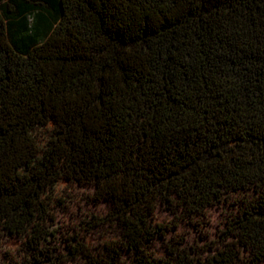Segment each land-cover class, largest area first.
Listing matches in <instances>:
<instances>
[{
  "label": "trees",
  "instance_id": "trees-1",
  "mask_svg": "<svg viewBox=\"0 0 264 264\" xmlns=\"http://www.w3.org/2000/svg\"><path fill=\"white\" fill-rule=\"evenodd\" d=\"M61 183L109 204L79 220L120 224L104 255L57 225ZM0 231V264L263 262L264 0H0Z\"/></svg>",
  "mask_w": 264,
  "mask_h": 264
},
{
  "label": "rangeland",
  "instance_id": "rangeland-1",
  "mask_svg": "<svg viewBox=\"0 0 264 264\" xmlns=\"http://www.w3.org/2000/svg\"><path fill=\"white\" fill-rule=\"evenodd\" d=\"M43 141V131L36 136V140L32 148L31 152H35L38 150L39 146ZM30 152V153H31ZM25 151L22 149L18 152L8 167V171L13 170L14 164L18 161L19 157H22ZM65 185L69 188L70 198H66L64 202V207L56 208V218L58 220L57 225L60 226V229L65 235L70 233H79L80 236L84 238V242L87 247L91 250L94 255H104L106 253L105 245L109 244L111 241H119L121 239V226L115 221H105L102 224L93 226L92 228L81 229L79 226V220H90L89 214H94L101 219L109 212L110 206L105 200H96L94 198H87L85 193L88 192L91 197L92 195V185H70L61 183L59 187ZM71 186V187H70ZM88 195V194H87ZM231 210H226L225 205L219 203L217 205L211 206L206 209L205 216L199 222L198 230L192 232V237L199 239V242H205L209 239H215L217 237L218 231L223 230L224 221L226 217L230 214ZM154 218L157 221H170L171 218L168 213L157 207L154 213ZM179 229L188 230L189 224L187 222H181L179 224ZM19 241L13 237L3 234L0 231V259L2 258V253L5 248H16L19 246ZM64 245H62L63 247ZM163 248L160 243H158L155 247V253L161 254ZM121 259L123 260V264H127L129 262V254L127 250H122ZM64 264H87L86 260L82 256H78L75 259H69ZM257 264H264L263 262H259Z\"/></svg>",
  "mask_w": 264,
  "mask_h": 264
}]
</instances>
